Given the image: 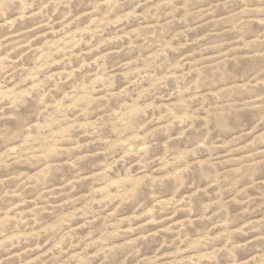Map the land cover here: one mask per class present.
Segmentation results:
<instances>
[{"label":"rangeland","instance_id":"rangeland-1","mask_svg":"<svg viewBox=\"0 0 264 264\" xmlns=\"http://www.w3.org/2000/svg\"><path fill=\"white\" fill-rule=\"evenodd\" d=\"M0 264H264V0H0Z\"/></svg>","mask_w":264,"mask_h":264}]
</instances>
